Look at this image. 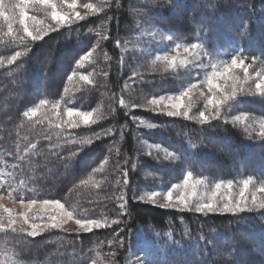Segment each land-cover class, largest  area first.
Here are the masks:
<instances>
[{
    "label": "trees",
    "instance_id": "obj_1",
    "mask_svg": "<svg viewBox=\"0 0 264 264\" xmlns=\"http://www.w3.org/2000/svg\"><path fill=\"white\" fill-rule=\"evenodd\" d=\"M16 2L4 0L8 14L17 16L13 37L18 31L22 34L18 10H10ZM77 3L99 4L100 0ZM29 14L45 19V12L33 7ZM45 23L54 22L49 17ZM201 24L214 41L219 60L241 50L248 57L251 79L243 87L254 90L257 73L264 72V0H108L104 11L49 31L42 40L24 43L13 42L7 22L0 17V59L5 60L0 65V185H4L0 193L14 202L21 197L25 202L59 200L75 218L106 219L110 224L89 233L51 229L35 238L11 230L0 232V264H131L134 256L152 264H264V217L255 213L205 216L139 199L148 191L168 190L189 171L209 184L229 180L241 184L249 177L254 184L264 183L260 130L245 131L246 123L233 122L245 114L249 120H264V99L238 96L219 120L203 125L154 113L147 103L154 96L178 95L197 81V72L154 65L159 51L150 46L144 32L154 26L165 34L171 30L178 40L196 42ZM16 51L24 54L7 64ZM90 51L92 56L78 65ZM253 56L259 57L255 63ZM133 72L140 73L144 82L139 77L130 79ZM235 73L242 81L243 70ZM84 75L91 83L80 79ZM41 100L48 103L31 119L24 117ZM57 102L59 108L54 109ZM133 104L138 107L132 108ZM67 108L103 118L68 129L63 124ZM140 121L158 127L147 129ZM109 129L112 132L105 135ZM85 138L92 143L83 150L67 143ZM166 151L176 158L164 159ZM73 152L76 155L70 159ZM125 169L128 187L123 184ZM121 194L124 201L117 199ZM113 219L122 223L111 224Z\"/></svg>",
    "mask_w": 264,
    "mask_h": 264
},
{
    "label": "snow or ice",
    "instance_id": "obj_2",
    "mask_svg": "<svg viewBox=\"0 0 264 264\" xmlns=\"http://www.w3.org/2000/svg\"><path fill=\"white\" fill-rule=\"evenodd\" d=\"M108 0H100L99 4L93 3H83L79 5L86 10L84 14H81L80 11H77L78 8L77 0H59V5L57 0H17L16 3L11 5L10 10H18V23L20 25V31L17 32L16 37L12 36L13 33V21L17 19L16 15H9L5 10L4 0H0V17H2L7 22L8 32L7 35L13 39L14 43H24L26 40L30 39L31 41H39L48 34L49 31H56L58 28H62L65 25H72L78 21L85 20L88 16L94 15L96 13L102 12L105 10ZM66 5V8L64 6ZM32 6L36 11H44L45 19L50 17V20L54 23H45V19H40L36 15L29 14V7ZM169 7H172L170 4ZM211 7V5H209ZM50 9V12L48 11ZM137 15L140 14L139 9L133 10ZM148 17L145 15V21L147 22ZM31 21V24L29 23ZM196 23V21H192ZM139 26V25H138ZM205 25H199L198 32L200 33L199 38L196 42H186L184 40H178L175 33L168 30L170 34H165L163 31L159 32L160 40L158 43L169 42L165 47L169 48L170 51L164 55H157L156 59L152 61L155 65L158 62L162 63L164 68L171 69L173 71H179L184 69L186 72L189 69V66L202 68L204 67V58H208V63L210 64L211 71L206 72L203 81H198L197 83L190 84L187 88L182 90L178 96L172 95H160L159 97H153L147 103L151 106V110L154 113L166 115L168 117H180L182 116L187 120H198L202 125L210 124L212 120H219L222 115L226 114L227 109L232 108L233 104L237 102L238 96L241 95H250L258 96L264 99V72L257 73V82L255 83L254 90L249 88H244L243 84H246L250 79L248 69L252 67L251 64L246 63L248 59L246 55H243L242 50L237 54L231 55L230 59L219 60L215 49L212 47L214 41L208 35L204 34ZM71 31V28L69 29ZM90 31H92L90 29ZM157 30L154 29V26L150 27L147 31L144 32V35L151 38L150 42H156ZM99 35V33H98ZM102 39H107L106 36H102ZM206 42H208V47H206ZM120 41H116V46L120 47ZM182 50V52H181ZM124 50H122L123 52ZM174 53V54H173ZM24 53L16 51L13 55L7 58V64H14L18 58H20ZM92 56V52H88L86 55L81 56L80 60L77 61V64L80 65L82 61H87ZM216 59L217 62H213ZM259 59L257 56L252 57V62L255 63ZM123 61V55L121 56V62ZM5 60L0 59V65H3ZM222 69V70H220ZM236 69H242L244 72L243 80L236 75ZM107 75V73H104ZM199 75V73H196ZM137 77L144 82V77L138 72H133L130 79L135 80ZM68 79H72L71 76ZM81 80L91 83L89 77L84 75L80 77ZM223 80L224 84H221L219 81ZM231 81V84H229ZM205 83L207 86V94L203 91L200 93L204 97L206 103L204 105L206 111H199L197 116H190V111L192 109L191 104V93L193 89H196L199 83ZM125 87H128L127 83ZM188 98V103H185V98ZM48 101L41 100L40 105L36 108L31 109L30 111H25L23 113L24 117L31 119L36 115L39 107L46 105ZM121 106L125 105L123 99L120 100ZM132 108L138 107V105H131ZM53 108H59V102L53 105ZM207 112V114H206ZM57 116H60V113H56ZM67 120L63 121V124L67 125L68 129H76L82 123L85 126L95 124L97 120L102 119L101 116H96L93 119V113L89 111H79L73 108L66 109ZM78 118V119H77ZM136 118L133 117V122ZM249 120V117L245 114L243 116L234 117V123L246 122ZM246 123L245 131L253 130V124ZM140 125H143L147 129H157V124L148 123L144 124V121L139 122ZM260 132L259 137L264 139V120L259 121ZM62 125H57L61 127ZM112 132L109 129L105 135H108ZM123 134V133H121ZM96 139H100L99 134H95ZM69 144H77L81 150L84 149L87 145L92 143L91 138L77 140H68ZM32 148H35L36 145H31ZM159 148V145H156ZM111 151V150H110ZM76 155L73 152L72 157ZM151 156V152H149ZM175 154L170 151H166L164 159L172 160L175 159ZM23 159V157H19ZM127 163V161H125ZM68 164H65V167H68ZM136 165L133 164L132 168H135ZM192 172L189 171L186 176H184V185L185 188H191V192H181L179 195L173 198V191L179 187V185L173 184L171 188L167 191L160 193L156 191H148L144 195L139 196L141 201H147L152 204H156L158 196H163L165 203L160 205L163 208H175L178 210H187L192 211L198 214H203L205 216L209 214H225L231 215L233 217H239L240 214L244 213H255L260 217H264V196H257L256 193H264V183L259 187H255L254 181L251 177L244 179L242 181V187L239 190L238 195L232 194V189L234 187L233 181L229 180L225 184L224 182L215 183L211 194L206 198L197 197V186L204 183L203 180H196L194 183L189 184V181L192 179ZM123 176L125 177L123 184L125 187H128L129 181L128 171L125 169L123 171ZM23 183V181L21 182ZM253 186V190L249 193V186ZM4 185H0L3 187ZM224 188V192H221V189ZM8 196L12 198V192H8ZM3 199V193H0V200ZM117 199L124 201L125 196L121 194ZM20 204L27 209L26 212L21 214L19 217L14 215V210L11 208L4 207L0 204V232H5L11 230L13 233H22L28 237H37L44 231L51 229L62 228L63 225L68 220L75 219V224L78 226V231L83 233L92 232L93 229H100L104 227H109L110 224L108 221L100 219H78L75 218V215L72 211L65 209L64 205L59 200H43L37 201L36 199H31L27 202L21 197ZM41 204L42 211L46 210V206H54V212L47 213V221L43 223H36L37 219L44 221V216L34 213L31 217L29 213L32 212L34 206ZM121 209L126 207V202L119 205ZM127 213L122 212L121 215H126ZM239 222V221H238ZM20 224L17 227V224ZM122 221L120 219H113L111 224H120ZM23 225H28L31 229L30 231L25 229ZM121 231H123L121 229ZM112 241H109L111 244ZM121 245L124 244L123 238L119 240ZM92 264H96L95 261H92ZM136 264H147V260H141L140 258L136 259Z\"/></svg>",
    "mask_w": 264,
    "mask_h": 264
},
{
    "label": "rangeland",
    "instance_id": "obj_3",
    "mask_svg": "<svg viewBox=\"0 0 264 264\" xmlns=\"http://www.w3.org/2000/svg\"><path fill=\"white\" fill-rule=\"evenodd\" d=\"M69 2H70V0H69ZM57 3H58V5H59V0H57ZM77 5H78V8H77L76 10H77V11H80L81 14H84V13L86 12V10L83 9L82 7H79V4H78V3H77ZM30 7H32V6H30ZM64 8H66V5L64 6ZM48 11L50 12V9H49ZM65 26H66V25H65ZM155 30H157V29H155ZM159 32H160V31L157 30V33H158V34H157V37H156V42H150V41H151V38L149 37V44H150V46L154 47L156 50L159 51V52H158V55H164V54H167V53L170 51L169 48L165 47V45H167L169 42H166V41H165V42H163V43H158L159 40H160ZM146 37H147V36H146ZM181 52H182V50H181ZM173 54H174V53H173ZM213 62H216V60H213ZM203 63H204V67H202V68H196V67L189 66V68L194 69L197 73H199V75H197V81H195L194 83H197L198 81H203L206 72H210V71H211V67H210V64L208 63V58H207V57L204 58ZM220 70H222V69H220ZM234 71H235V70H234ZM219 82H220L221 84H224V81H223V80H221V81H219ZM202 91H203L204 93H206V94H207V92H208L206 84L201 82V83H199V85H198V87H197L196 89H193V92L191 93V97H192V99H191L192 109H191V111H190V116H197V117H198V113H199V111H206V109H205V107H204L206 101H205L204 97L201 96V94H200ZM179 94H180V93H179ZM179 94H178V95H179ZM178 95H175V96H178ZM198 101H201V102H198ZM188 102H189V101H188V98L186 97V98H185V103H188ZM206 114H207V112H206ZM253 121H255V123L253 124V128H256L257 130H261V129H260V124H259V121H261V119H255V120H254V119H250V120H248V121H246V122H242V123H252ZM52 174H54V173H52ZM59 175H60V173H59ZM54 176H56V175H54ZM57 177H58V176H57ZM59 177H61V175H60ZM196 180H202V179H196V178H194V177L192 176V179L189 181V184L194 183ZM203 181H204V180H203ZM225 184H226V183H225ZM261 184H262V183L255 184V187H259ZM176 185H179V187L176 188V189L173 191V198H174V199H175V197H176L177 195H179L181 192H189V193L191 192V188H187V189L185 188V185H184V179H183L182 181H180L179 183H177ZM233 185H234V187H233V189H232V194H233V195H238L239 190H240V188H241L243 185H242V183H241V184H233ZM213 186H214V184H209V183H207L206 181H204L203 184L198 185V186H197V189H196L197 197H198V198H204V199H206V198L211 194V190H212ZM170 188H171V187H170ZM252 190H253V186L250 185V186H249V190H248L249 193H251ZM165 191H167V190H165ZM165 191H156V192L163 193V192H165ZM224 191H225L224 188H222V189H221V192L223 193ZM256 195H257V196H264V193L257 192ZM149 203H150V202H149ZM164 203H165V200L163 199V196H162V195H161V196H158L155 205H159V206H160V205H162V204H164ZM0 204H2L4 207H7V208H11V209H13V210H14V215H16L17 217H19L21 214H23L24 212L27 211V209L24 208V207L20 204V202H14V201L8 200L7 198H4V197H3L2 200H0ZM64 207H65V206H64ZM41 208H42L41 204L38 203L36 206H34L32 212L29 213V216H30V217H31L34 213H36V214H38V215H41V216H44V221H41V220L37 219V220L35 221L36 223H43V222L47 221V213H48V212H54V211H55L54 206H51V205L46 206V210H45V211H42ZM65 209H66V208H65ZM168 209H175V208H168ZM66 210H67V209H66ZM175 210H178V209H175ZM179 211H181V210H179ZM183 211H187V210H183ZM17 226L19 227L20 224L18 223ZM23 226H24L25 229H27V230H29V231L31 230V229L28 227V225H23ZM60 229L65 230V231H67V232H79V231H78V226L75 224V219H73V220H68V221L63 225V227L60 228ZM93 230H95V229H93ZM80 233H81V232H80ZM136 247H137V248L139 247V244H138V243H137V246H136ZM150 250H151L150 252H151L152 254H154V251H153V250H155V249H151V248H150ZM157 255H158V253H157ZM137 258H140L141 260H143L142 257L134 256L133 259H132L131 264H136V259H137ZM147 264H152V263L147 262Z\"/></svg>",
    "mask_w": 264,
    "mask_h": 264
}]
</instances>
